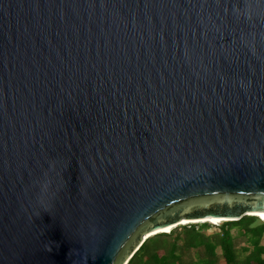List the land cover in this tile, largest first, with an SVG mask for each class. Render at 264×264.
Listing matches in <instances>:
<instances>
[{
    "label": "water",
    "instance_id": "water-1",
    "mask_svg": "<svg viewBox=\"0 0 264 264\" xmlns=\"http://www.w3.org/2000/svg\"><path fill=\"white\" fill-rule=\"evenodd\" d=\"M260 213L264 0H0V264Z\"/></svg>",
    "mask_w": 264,
    "mask_h": 264
},
{
    "label": "trees",
    "instance_id": "trees-1",
    "mask_svg": "<svg viewBox=\"0 0 264 264\" xmlns=\"http://www.w3.org/2000/svg\"><path fill=\"white\" fill-rule=\"evenodd\" d=\"M211 224H189L156 234L145 241L128 264H219V250L225 264H264V221L246 216L222 222L219 233L208 235L203 230ZM233 230L239 235L234 236ZM192 252L196 257L191 256Z\"/></svg>",
    "mask_w": 264,
    "mask_h": 264
},
{
    "label": "bare ground",
    "instance_id": "bare-ground-1",
    "mask_svg": "<svg viewBox=\"0 0 264 264\" xmlns=\"http://www.w3.org/2000/svg\"><path fill=\"white\" fill-rule=\"evenodd\" d=\"M254 216H257L260 220L264 219V213L256 214V215H254ZM200 222L203 223L204 221H200ZM207 222L212 223L213 225L216 226V225L221 224V223L223 222V220H220V219H210V220H208ZM186 224H187V222H185V221L182 223V225H186ZM173 229H174V226H172V227H166V228H161V229L156 230V231H154L153 233H150L149 235H147V236L144 238V240H146V239H148L149 237H152V236H154V235H156V234H159V233H169V232H171Z\"/></svg>",
    "mask_w": 264,
    "mask_h": 264
},
{
    "label": "rangeland",
    "instance_id": "rangeland-1",
    "mask_svg": "<svg viewBox=\"0 0 264 264\" xmlns=\"http://www.w3.org/2000/svg\"><path fill=\"white\" fill-rule=\"evenodd\" d=\"M263 220V219H262ZM260 222V221H259ZM256 224H258V222L256 223ZM221 224H219V225H212V226H210L209 228H207V229H205V230H203V232L204 233H206V234H208V235H213V234H216V233H219L220 232V229H219V226H220ZM175 229V228H174ZM178 233L179 234H183V231H181V230H179L178 231ZM233 234H234V236H238L239 235V231L238 230H233ZM242 243V242H241ZM240 243V244H241ZM239 244V245H240ZM264 244V243H263ZM245 244L244 243H242L241 245H240V247H243ZM218 253H219V255H220V260H219V264H225V262H224V260H223V258H222V256H221V252H220V250L218 251ZM191 256L192 257H196V256H194V252H192V254H191Z\"/></svg>",
    "mask_w": 264,
    "mask_h": 264
},
{
    "label": "clouds",
    "instance_id": "clouds-1",
    "mask_svg": "<svg viewBox=\"0 0 264 264\" xmlns=\"http://www.w3.org/2000/svg\"><path fill=\"white\" fill-rule=\"evenodd\" d=\"M261 221H264V220H261Z\"/></svg>",
    "mask_w": 264,
    "mask_h": 264
}]
</instances>
